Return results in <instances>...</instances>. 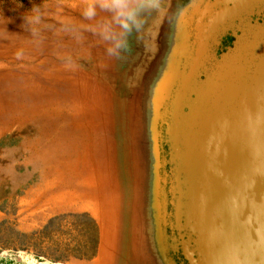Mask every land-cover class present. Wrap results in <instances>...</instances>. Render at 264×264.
<instances>
[{
	"label": "rangeland",
	"instance_id": "rangeland-1",
	"mask_svg": "<svg viewBox=\"0 0 264 264\" xmlns=\"http://www.w3.org/2000/svg\"><path fill=\"white\" fill-rule=\"evenodd\" d=\"M175 1L188 2L157 0L159 7L146 9L117 59L88 27L109 18L82 16L97 0H0V264H97L108 225L101 201L110 199L117 200V226L108 264H140L132 246L131 109ZM37 8L39 38L23 25ZM67 56L74 70L65 66ZM165 199L172 215L168 193ZM165 226L173 241L172 216Z\"/></svg>",
	"mask_w": 264,
	"mask_h": 264
},
{
	"label": "water",
	"instance_id": "water-1",
	"mask_svg": "<svg viewBox=\"0 0 264 264\" xmlns=\"http://www.w3.org/2000/svg\"><path fill=\"white\" fill-rule=\"evenodd\" d=\"M262 1L236 16L238 0L175 1L163 21L139 94L149 264H264ZM226 10L238 25L222 30ZM230 30L233 45L221 50Z\"/></svg>",
	"mask_w": 264,
	"mask_h": 264
},
{
	"label": "clouds",
	"instance_id": "clouds-1",
	"mask_svg": "<svg viewBox=\"0 0 264 264\" xmlns=\"http://www.w3.org/2000/svg\"><path fill=\"white\" fill-rule=\"evenodd\" d=\"M159 7L157 0H135L131 3L130 0H97L96 3L87 5L82 16L86 20H95L98 14V9L111 14L109 22H98L89 25V30L97 35L102 41L109 45L106 49L109 56L122 57V53L129 48V35L135 30L139 31L143 21L141 14L149 8ZM23 25L34 37L39 38L38 26L43 21V14L37 8L31 10V14L23 17ZM65 31L70 32L75 38H80L79 29L65 25ZM21 53H18L20 55ZM65 66L69 70L76 68L75 61L71 56L65 57Z\"/></svg>",
	"mask_w": 264,
	"mask_h": 264
},
{
	"label": "bare ground",
	"instance_id": "bare-ground-1",
	"mask_svg": "<svg viewBox=\"0 0 264 264\" xmlns=\"http://www.w3.org/2000/svg\"><path fill=\"white\" fill-rule=\"evenodd\" d=\"M109 18V21L111 20V14L107 13L105 11L99 10L98 9V14L96 18ZM141 97L140 95L135 99L132 105L131 109V114L133 117V140L135 143V149L133 148V180L134 183L136 184L135 188L133 187V217L135 221V229L134 233L132 235V246H133V252L137 257V260L140 264H149L148 260V243L147 239L144 233V227H143V214H142V208H143V200H142V187H143V165H142V160H143V153L142 150L140 149V144H142V138L143 134H140V127L141 124V103L140 100ZM134 186V185H133ZM125 189V188H124ZM122 190V188H121ZM120 191V190H119ZM136 191V192H135ZM121 197V196H120ZM119 197V198H120ZM127 198V197H126ZM117 200H112L110 199V203H102L101 205L103 208H105L108 211V215H104L103 218L106 219V223H108L107 228L105 229L106 231L104 232V237H103V244L105 245L104 249H101V254L100 258H98V263L97 264H108L110 262V259L113 256L114 253V246H115V241H116V202ZM120 201V200H119ZM126 205V204H125ZM120 210V207H119ZM120 214V212H119ZM120 217V216H119ZM102 218V211L100 215V219ZM102 218V219H103ZM104 224H103V229H104ZM119 229V228H118ZM118 241V239H117ZM123 244V243H122ZM125 245V243H124ZM117 246V245H116ZM107 249L108 251H111L110 258L107 256ZM126 251V250H125ZM103 254H106V256L103 258ZM116 255V254H115ZM116 258V257H115ZM131 258V257H130ZM114 259V258H113Z\"/></svg>",
	"mask_w": 264,
	"mask_h": 264
},
{
	"label": "flooded vegetation",
	"instance_id": "flooded-vegetation-1",
	"mask_svg": "<svg viewBox=\"0 0 264 264\" xmlns=\"http://www.w3.org/2000/svg\"><path fill=\"white\" fill-rule=\"evenodd\" d=\"M259 3H260V0H238L237 7H239V9H236L237 10V13H235L234 16H236V14H238L239 12L241 13L242 11H245V12L247 10H250L251 11L253 9L252 7H255ZM262 3H264V2L262 1ZM263 7H264V4H263ZM231 14H232L231 11H228V10L223 11L217 17V19L215 20V23H216L215 26L218 27V28L221 27L222 30H227V29L229 30V29H231L232 26H237L238 24H236V22H231L227 18ZM251 14H250V16L253 17L254 19H256V17H255L256 14H253V15H251ZM253 29H255V28H253ZM247 31L251 32L252 30L250 28H248ZM255 33H256V31H255ZM234 40H235V37L233 36L232 31L230 30L222 38L221 47H220L221 50L222 49H226L227 47L232 46ZM221 50L219 49L218 53H221Z\"/></svg>",
	"mask_w": 264,
	"mask_h": 264
}]
</instances>
